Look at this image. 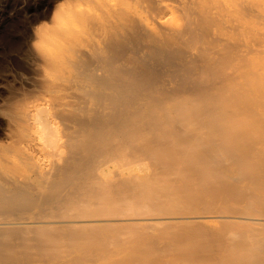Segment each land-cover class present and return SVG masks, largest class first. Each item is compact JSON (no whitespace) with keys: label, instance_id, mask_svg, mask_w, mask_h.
<instances>
[{"label":"rangeland","instance_id":"rangeland-1","mask_svg":"<svg viewBox=\"0 0 264 264\" xmlns=\"http://www.w3.org/2000/svg\"><path fill=\"white\" fill-rule=\"evenodd\" d=\"M255 69L264 0H0V264H166L187 234L264 239ZM208 151L228 176L201 177Z\"/></svg>","mask_w":264,"mask_h":264},{"label":"bare ground","instance_id":"bare-ground-1","mask_svg":"<svg viewBox=\"0 0 264 264\" xmlns=\"http://www.w3.org/2000/svg\"><path fill=\"white\" fill-rule=\"evenodd\" d=\"M178 1L180 3V0H177V3ZM182 1H186V0H182ZM171 2H172L171 4L168 3V1L166 3L164 2V5H163V9L168 14L173 10V8H176V6L172 8L173 2H174L173 5H175L176 2L175 1H171ZM178 7L180 10V5ZM176 10H178V8ZM174 11L170 13V16L173 17L172 13H174ZM163 21L164 20L162 19V16H160L158 18V23L163 24ZM167 21H165L164 23H166ZM247 47H250V45ZM255 65L258 66V62ZM261 73H263L261 69H255L253 73L249 74V80H250L249 83H261ZM254 112L263 113L264 115V112H261V109H254ZM214 156L215 154L212 151H208L205 154L201 155V158L203 157L202 159L206 161L205 163H207V162H212L214 160ZM254 156H255L254 153L253 154L251 153V154H248L246 157H243L242 159L238 158L239 159L238 161L243 164L242 168H243V171H245V173L250 171V168H248L249 167L248 165L249 163H252L251 161L254 160ZM205 163L197 165L196 167L198 168V172L201 175V177H203L204 180H206L207 182H213V180L215 179V176H220L224 178L225 176H228V173H227V171L229 172L228 167H225V170H217L218 171V174H217V172H214L215 166L213 162L208 163V164H205ZM214 224L215 223L212 221H210L209 223L210 226H214ZM230 235L231 234H229V236ZM186 236H187V240L191 242V245H190L191 251L188 254L189 258L184 261H179V262L174 261L173 263L169 262L166 264H261V261H263V264H264V258H263L264 257V239H262L260 236H250L247 234H241L237 236V238L240 239L239 241H241V243L236 246L230 245L228 242L227 244L226 242L221 241V239L223 238H226V237L229 238L226 233L222 234V236L219 234L215 236L214 234H211V232L187 234ZM231 236H235V235H231ZM184 249H188V248H184ZM204 256H207L209 258H204Z\"/></svg>","mask_w":264,"mask_h":264}]
</instances>
